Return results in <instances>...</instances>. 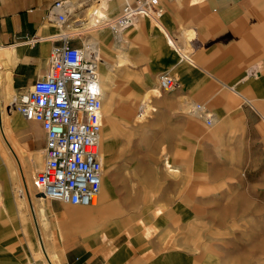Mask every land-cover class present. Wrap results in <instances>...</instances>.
Masks as SVG:
<instances>
[{"label": "rangeland", "instance_id": "obj_1", "mask_svg": "<svg viewBox=\"0 0 264 264\" xmlns=\"http://www.w3.org/2000/svg\"><path fill=\"white\" fill-rule=\"evenodd\" d=\"M133 1L94 4L113 11L117 3L120 12ZM176 1L193 7L206 2ZM86 2L73 9L91 6ZM235 3L243 22L239 31L193 44L166 28L164 9L159 21L165 29L138 17L120 43L109 32L100 40L86 12L53 27L57 36L99 42L103 184L94 206L32 196L29 204L25 186L41 169L42 152L18 149L5 120L23 119L0 98V174L10 182L7 192L0 185V264H47L38 256V231L54 254L49 264H61L68 238L97 250L128 243L129 237L135 239L131 259L140 264H264V85H252L255 77L264 78V0ZM235 41L242 42V51L256 52L247 67L256 69L255 77L243 81L245 73L235 78L201 71L204 48L224 49ZM162 74L176 83L167 92L157 88ZM221 82L234 84L247 100ZM3 196H9L5 210ZM105 224L111 229L102 241Z\"/></svg>", "mask_w": 264, "mask_h": 264}, {"label": "built area", "instance_id": "obj_2", "mask_svg": "<svg viewBox=\"0 0 264 264\" xmlns=\"http://www.w3.org/2000/svg\"><path fill=\"white\" fill-rule=\"evenodd\" d=\"M175 1L134 0L126 2L114 17L94 12L90 18L94 26L104 27L117 39L138 17L159 22L164 13L163 3ZM72 9L68 0L56 1L51 9L54 23L65 25ZM55 43L45 72L30 89L14 97L9 107L25 120L39 123L45 135L44 163L32 180L36 194L65 205L90 207L103 184V90L98 40L90 37L79 42L64 33L55 38ZM175 85L167 74L158 78L161 92Z\"/></svg>", "mask_w": 264, "mask_h": 264}, {"label": "crops", "instance_id": "obj_3", "mask_svg": "<svg viewBox=\"0 0 264 264\" xmlns=\"http://www.w3.org/2000/svg\"><path fill=\"white\" fill-rule=\"evenodd\" d=\"M56 1L58 0H0V64H6L0 70V98L5 100L7 105L11 104L14 97L30 89L37 77L42 75L47 68L50 51L56 44L55 38L57 37L53 28L56 24L51 14L52 6ZM68 1L72 5L80 7L83 0ZM176 2L163 3L165 10L163 22L167 25L166 28H171L174 36L181 38L183 44L198 43L200 38L210 40V38L222 36L226 33L239 31L241 23H243L242 20H238L236 15L237 4L235 0H206L205 3L198 7L186 6L185 4L178 5ZM196 3L198 2H193L192 4ZM116 5L117 3H115L113 11L106 9L104 15L107 17L117 15L119 6L117 7ZM94 6L95 10H93L92 15L94 12L100 14L101 7H98L97 4H94ZM86 9L80 11L74 9L73 15L79 17L81 14H85L84 10ZM161 28L165 29L162 22ZM106 33L108 32L105 31ZM101 34L104 33H97L100 40L105 35ZM235 42H238V44H231L224 49L210 46L206 50L204 48L201 51V71L208 75L235 78L245 73L242 78L243 81L255 77L257 74L256 69L254 67L247 69V67L256 59V52L254 50L249 51L250 49L242 51V42ZM178 53L184 56L183 59H189L184 54ZM192 65L197 67L195 62H192ZM32 68L35 69L34 73L31 72ZM27 69L28 78L26 77ZM228 81L231 82V80ZM255 81L257 82L252 83V85H264V78L262 77L261 80L255 77ZM221 83L241 98L247 100L235 90L234 84L226 85L224 82ZM13 111L21 115L17 110L13 109ZM2 112L3 108L0 106V126L2 125ZM21 117L23 121L18 123L13 116H8L5 120V125L8 130L12 131L18 149L23 150L25 153L42 152L43 165L45 159V135L41 125L25 120L22 115ZM5 178L6 176L1 173L0 185L1 187L3 185V188L7 185V190L5 191L7 192L9 191L10 182H5ZM27 185L28 188L25 186L26 191H28L26 199L31 204L30 197L37 198V194L33 192L31 183H27ZM8 198L9 196L2 197L4 202H1H3L2 207H4V210L6 209L5 204ZM41 199L44 200V198ZM8 208L11 207L8 206ZM110 227L109 224H105L102 228L104 232L101 237L102 241L108 238L107 233L110 231ZM93 238L88 239L93 240ZM37 242L39 258L43 263L49 264L50 262L48 263L44 257L47 255L50 258H54V254L50 253L51 247L44 242L39 231ZM134 244L135 239L129 237L128 243H120L111 249L102 247L92 250L79 238H68L63 243L61 264H133L136 262V260L131 259L133 257ZM135 264H140V262L138 263L137 261Z\"/></svg>", "mask_w": 264, "mask_h": 264}, {"label": "bare ground", "instance_id": "obj_4", "mask_svg": "<svg viewBox=\"0 0 264 264\" xmlns=\"http://www.w3.org/2000/svg\"><path fill=\"white\" fill-rule=\"evenodd\" d=\"M92 4V3H91ZM90 7V6H89ZM93 10H95V6H94V4H92L91 5V7L90 8H87L86 10H84V13L86 12V14H87V16L88 17H91L92 16V12H93ZM73 14H74V9H72V11H71ZM85 14V15H86ZM76 22H78V21H80V19H76L75 20ZM152 21V20H151ZM134 22V21H133ZM153 23H155L156 25H159L160 24V21L159 22H154V21H152ZM92 27V26H91ZM95 28V27H94ZM97 29H100L99 30V32L100 33H105V31L106 32H109V33H111L110 31H108V30H106L104 27H97ZM103 30V31H102ZM102 35V34H101ZM119 39L117 40L119 43L121 42V41H123V38H122V36H121V34H120V36L118 37ZM183 55H181V57H182ZM182 58H184V56L182 57ZM120 62H122V61H120ZM103 64H105V63H103ZM104 67H105V65H104ZM195 67V66H194ZM99 78H100V74H99ZM101 79H102V82H104V81H106V77H104V76H102L101 77ZM101 86H102V84H101ZM158 88V87H157ZM102 90H103V99H104V89L102 88ZM159 90V89H158ZM160 91V90H159ZM161 92V91H160ZM195 112V111H194ZM197 113V112H196ZM199 114V113H198ZM3 136H4V133H3ZM6 140V139H5ZM6 142H7V140H6ZM11 152H12V154L16 157V155H15V153H14V151L13 150H11ZM101 162H102V164H103V159H102V157H101ZM18 163H19V165H20V162L18 161ZM166 167L167 168H169V169H173L171 166H170V164L169 163H166ZM96 202H97V199H95L94 200V205L96 204ZM40 248V247H39ZM42 252V251H41ZM45 255H46V253H45ZM42 256V255H41ZM48 262H50V257L49 256H45L44 257Z\"/></svg>", "mask_w": 264, "mask_h": 264}, {"label": "water", "instance_id": "obj_5", "mask_svg": "<svg viewBox=\"0 0 264 264\" xmlns=\"http://www.w3.org/2000/svg\"><path fill=\"white\" fill-rule=\"evenodd\" d=\"M36 197L43 198V195H38V194H37Z\"/></svg>", "mask_w": 264, "mask_h": 264}]
</instances>
